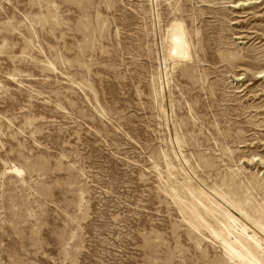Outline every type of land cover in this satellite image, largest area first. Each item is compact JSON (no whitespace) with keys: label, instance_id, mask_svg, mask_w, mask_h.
Masks as SVG:
<instances>
[{"label":"rangeland","instance_id":"rangeland-1","mask_svg":"<svg viewBox=\"0 0 264 264\" xmlns=\"http://www.w3.org/2000/svg\"><path fill=\"white\" fill-rule=\"evenodd\" d=\"M245 1L0 0V264H241L210 231L225 210L264 248V0Z\"/></svg>","mask_w":264,"mask_h":264},{"label":"bare ground","instance_id":"bare-ground-1","mask_svg":"<svg viewBox=\"0 0 264 264\" xmlns=\"http://www.w3.org/2000/svg\"><path fill=\"white\" fill-rule=\"evenodd\" d=\"M249 2H251V0H246L245 1V3H249ZM238 5H240L241 7L242 6L246 7V5L243 4V3H238L237 6ZM166 33L168 34V38H169V41H170L169 42L170 43V45H169L170 48L168 47L170 49V54H168L169 57H171L174 60V62L175 61H178V62L189 61V62H191L190 61L191 58H192L191 47H190L191 45H190V42L188 40V38H190L188 36H190V35H188V33H186L185 25L183 23H181V22L180 23H175V24H172V25L170 24L169 25V30H167ZM167 46H168V44H167ZM260 78H262V77H260ZM203 192H205V191L203 190ZM205 193H203V194H205ZM209 199L210 198H208V200ZM211 204L213 205V203H211ZM201 205H203L204 210L209 212V209H208L209 207H205L204 204H202V203H201ZM232 205H231V207H232ZM221 206L222 205H220V203H218V202L215 205V207H218L219 209H221L223 207V206L222 207ZM237 207L238 206H236V208ZM239 209H237V211ZM221 212H222L221 213L222 216H224V218H225L224 220H226L225 223H222L223 222L222 220H221L222 222H219L220 227H221V232H218L216 230L214 231L213 229H210V231L212 232L213 237L218 239L221 242V245H223V248L226 251V253L229 256V258L230 259L232 258L233 260H237L241 264H264L262 259H261V257L257 253L258 249L264 251L262 243H260V241L258 240V237H257L258 234L256 235L254 233V235H250V232H249V229L247 228V226L245 224H242L241 220L239 219L240 220L239 221L238 218H236V216H233L230 213L229 210L228 211L225 210V211H221ZM243 215L248 217V218H250V216H247L246 213H243ZM231 225L232 226L233 225L237 226L240 230H242V232H243L242 236L238 237L237 234L235 235L234 232H233L235 230H232V226ZM226 233L228 234L229 238L225 237Z\"/></svg>","mask_w":264,"mask_h":264}]
</instances>
